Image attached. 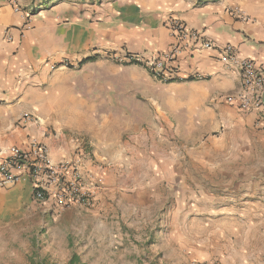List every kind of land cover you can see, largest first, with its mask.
<instances>
[{
  "label": "crops",
  "instance_id": "crops-1",
  "mask_svg": "<svg viewBox=\"0 0 264 264\" xmlns=\"http://www.w3.org/2000/svg\"><path fill=\"white\" fill-rule=\"evenodd\" d=\"M257 1L104 0L94 13L95 18L89 17L90 13L77 16L76 7H71L66 22L63 16H47L37 21L34 29L22 30L25 31L22 37L19 35L23 24L20 18L12 14L8 4L0 5V149L27 146L37 140L48 145L53 162L76 160L77 136L62 129L64 125L71 130L82 129L89 136L85 137L91 153V158L85 162L89 172L85 170L87 176L95 174L94 179L90 176L85 179L87 186L93 189L92 201L85 206L86 210L100 213L122 204L127 210L137 212V205L148 203L156 195L150 171L145 170L148 167L137 170L135 156L142 154L136 153L131 143L124 142L122 137L108 140L105 121L90 118L81 125L76 117L61 119L52 83L58 69L69 64L98 62L108 53L149 58L168 51L175 42L168 21L176 18L197 31L200 38L198 41L188 39L173 62L175 76L160 84V89L164 87L169 114L177 118L176 109L179 110L176 122L181 125V138L195 143L201 177L197 178L196 186L200 190L196 196L209 195V187L220 186L204 184V175L211 173L214 179L221 170L231 168L207 162L203 153L210 148L214 155V138L224 139L229 135L226 127L220 131L221 125L241 126L242 136L259 141V146L264 148V108L242 113L227 101L226 96L240 89L241 79L238 65L225 60L220 52L225 46L233 45L239 59L254 58L264 66V38L257 32L264 26V15L257 12L264 8L258 6ZM244 9L250 12V18L243 17ZM6 31L12 34L11 41ZM204 41L213 42L215 48L203 47ZM16 48L18 51L14 53ZM230 113L231 117H226ZM117 124L115 128L122 134L124 124ZM255 128L262 129L246 131ZM230 146L235 148V143ZM144 155L147 156V152ZM260 166L264 167V163ZM239 181L246 192L238 201L231 202V220L237 229L242 227L238 230L245 231L244 235H264V173L249 174ZM3 187L9 193L19 192L22 196L28 189L32 193L28 182ZM5 201L0 196V217H3ZM32 202L38 205L33 195ZM76 206L83 207H73ZM142 211L145 212L140 209Z\"/></svg>",
  "mask_w": 264,
  "mask_h": 264
},
{
  "label": "rangeland",
  "instance_id": "rangeland-1",
  "mask_svg": "<svg viewBox=\"0 0 264 264\" xmlns=\"http://www.w3.org/2000/svg\"><path fill=\"white\" fill-rule=\"evenodd\" d=\"M13 1L21 9L19 13L14 11ZM103 1L0 0V5L8 4L23 23L20 30L27 31L50 15L63 16L66 22L71 7H76L77 16L90 13L95 18ZM257 2L264 8V0ZM244 11L243 17L250 18V12ZM257 13L264 15V11ZM257 32L263 39L264 26ZM126 61L112 52L98 62L69 64L56 71L51 91L61 119L76 117L81 125L90 118L105 121L108 140L122 137L131 143L142 154L135 156L137 170L148 167L145 170L150 171L156 195L137 205V212L122 204L100 213L85 206L57 212L50 205H35L31 189L22 196L0 186V196L6 199L0 217V264H264V235H244L245 231H239L242 227L238 230L231 220V202L246 192L239 180L264 173L260 166L264 148L259 141L242 136L241 126L221 125L220 131L226 127L230 136L214 138V155L210 148L203 153L207 162L231 168L221 170L214 179L211 173L204 175V184L220 187H209V195L196 196L200 161L194 141L181 138V125L176 122L179 110L174 118L166 109L164 87L160 89L165 81L160 82L144 66ZM116 123L124 124L122 134ZM62 130L89 138L82 129L64 125ZM145 152L147 156H143ZM235 231L239 234H231ZM74 255L76 261L71 263Z\"/></svg>",
  "mask_w": 264,
  "mask_h": 264
},
{
  "label": "built area",
  "instance_id": "built-area-1",
  "mask_svg": "<svg viewBox=\"0 0 264 264\" xmlns=\"http://www.w3.org/2000/svg\"><path fill=\"white\" fill-rule=\"evenodd\" d=\"M14 2V1H13ZM15 12L20 7L13 3ZM241 14L239 10L235 11ZM168 26L175 42L168 51L145 58L139 55H123L131 61L141 64L160 80L168 81L175 76L174 60L185 47L188 39L199 40L197 31L188 27L180 19H170ZM19 31V35H23ZM7 39H13L10 31H6ZM205 48H215L211 41H204ZM225 60L235 62L241 79L240 89L226 96L229 103L242 113L253 109L264 108V66L254 58L239 59L237 50L233 45L221 49ZM75 142L79 149L76 160H63L58 163L52 161L49 147L46 143L33 140L27 146L11 145L0 149V186L28 182L32 187L34 201L39 206L50 205L54 211H62L75 205L89 206L92 201L93 189L86 184V178L92 174L86 169L85 162L91 158L87 148L85 136L78 135ZM87 159V160H86ZM88 171H86V170Z\"/></svg>",
  "mask_w": 264,
  "mask_h": 264
},
{
  "label": "trees",
  "instance_id": "trees-1",
  "mask_svg": "<svg viewBox=\"0 0 264 264\" xmlns=\"http://www.w3.org/2000/svg\"><path fill=\"white\" fill-rule=\"evenodd\" d=\"M76 261V255H74L72 258H71V263H74Z\"/></svg>",
  "mask_w": 264,
  "mask_h": 264
}]
</instances>
